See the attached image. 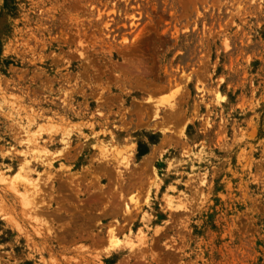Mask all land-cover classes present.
Listing matches in <instances>:
<instances>
[{
	"label": "rangeland",
	"instance_id": "rangeland-1",
	"mask_svg": "<svg viewBox=\"0 0 264 264\" xmlns=\"http://www.w3.org/2000/svg\"><path fill=\"white\" fill-rule=\"evenodd\" d=\"M0 169V264H264V0H0Z\"/></svg>",
	"mask_w": 264,
	"mask_h": 264
},
{
	"label": "bare ground",
	"instance_id": "bare-ground-1",
	"mask_svg": "<svg viewBox=\"0 0 264 264\" xmlns=\"http://www.w3.org/2000/svg\"><path fill=\"white\" fill-rule=\"evenodd\" d=\"M25 132H26V134H25L26 135V137H25L26 141L23 144V149L21 152H22V156H23V162L25 163V165L29 166L32 171L28 172L26 175L17 174L15 177L21 176L20 179L25 184V185H23L25 188V192L31 191L29 194H27V193H25V194L28 198H31L32 196H35L40 191V180H39L40 178L39 177H40L41 173L39 171H37V169H34L33 167L36 166L37 163H40V165H42L44 167L46 165L47 166H53V162H50L51 160H48L49 159L48 156L45 157L46 154H48L49 152H52L50 149V145L47 142L40 141L39 139L33 138L32 135H30V131L27 129L26 126H25ZM66 141H68V140H66ZM67 143H65L64 145L66 146ZM6 180H8V174L6 176V173L0 169V181H6ZM11 181L13 184V188L18 189L19 186L16 188V185L14 184V183H16L15 179L14 180L11 179ZM19 191H20V189H19ZM33 200H34V198L32 199V201ZM173 200H174L173 196L169 197V201H168L169 204L174 205ZM121 242H122V240L116 237L114 229L112 228V231H110V243H109L110 249L118 248L120 246ZM129 245H127V246H129Z\"/></svg>",
	"mask_w": 264,
	"mask_h": 264
}]
</instances>
